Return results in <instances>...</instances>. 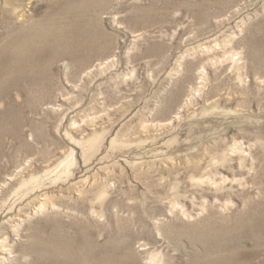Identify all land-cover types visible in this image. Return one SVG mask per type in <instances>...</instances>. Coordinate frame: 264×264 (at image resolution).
Instances as JSON below:
<instances>
[{"label":"rangeland","instance_id":"1","mask_svg":"<svg viewBox=\"0 0 264 264\" xmlns=\"http://www.w3.org/2000/svg\"><path fill=\"white\" fill-rule=\"evenodd\" d=\"M63 236L264 264V0H0V264Z\"/></svg>","mask_w":264,"mask_h":264},{"label":"bare ground","instance_id":"2","mask_svg":"<svg viewBox=\"0 0 264 264\" xmlns=\"http://www.w3.org/2000/svg\"><path fill=\"white\" fill-rule=\"evenodd\" d=\"M59 238L61 241L59 240L56 241V243H54V246L56 247L55 254L57 253L58 256H51L50 253L49 254L50 264H122L121 263L122 261L120 259L114 257H108V256L90 255L87 258L84 257L85 259L79 258L72 253L73 250H71L69 242H66L68 237L63 236ZM47 254L48 253L46 252V255ZM203 258L205 259L201 260L202 264H218L221 262L222 263L226 262V260H224L223 258H214L211 255H207L206 257Z\"/></svg>","mask_w":264,"mask_h":264}]
</instances>
